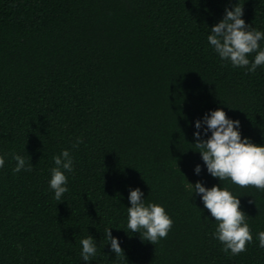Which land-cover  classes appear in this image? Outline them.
I'll return each mask as SVG.
<instances>
[{"label":"trees","instance_id":"obj_1","mask_svg":"<svg viewBox=\"0 0 264 264\" xmlns=\"http://www.w3.org/2000/svg\"><path fill=\"white\" fill-rule=\"evenodd\" d=\"M237 3L264 33V0H0V264H264V191L212 177L193 144L195 121L219 108L264 146V66L234 68L207 40ZM62 150L73 172L57 201L49 180ZM13 153L32 171L14 173ZM185 180L240 199L246 251H221ZM137 187L173 221L155 245L127 228ZM87 235L97 254L85 262Z\"/></svg>","mask_w":264,"mask_h":264},{"label":"clouds","instance_id":"obj_2","mask_svg":"<svg viewBox=\"0 0 264 264\" xmlns=\"http://www.w3.org/2000/svg\"><path fill=\"white\" fill-rule=\"evenodd\" d=\"M224 13L223 18L211 27L208 43L222 61L230 62L234 68H246L249 73H255L259 66H264V48L259 43L264 40V33L250 28L241 18L242 5L237 3L231 10L225 8ZM253 53L254 59L250 61L248 57ZM194 127L193 144L198 149L195 152H199L212 177L219 181L230 180L241 188L255 187L264 191V146H258L246 137L242 139L239 120L229 119L223 110L217 108L205 114L202 120H196ZM209 132L211 135L207 139L201 138L202 134L207 135ZM81 142L77 137L73 147ZM12 159L15 161L14 173L32 171L29 156L25 158L13 153ZM53 162L55 167L50 170L49 187L54 192V199L61 201L63 194L69 191L65 172H73V159L68 150H62L59 155L53 156ZM4 164L5 158L0 156V167ZM200 172L201 167L197 164L194 173L199 175ZM186 185L191 197L193 193L198 195L204 208L217 222L212 236L222 244L221 251L232 256L246 251L253 236L247 223L248 216L241 210L240 199L219 185L206 188L200 181L195 184L186 181ZM143 195L138 187L129 190L131 206L127 208V228L132 233H139L140 237L142 234L143 241L155 245L167 237L173 221L164 207L153 203L145 205ZM110 229H105V238L110 243L111 251L116 257H124L119 241L111 235ZM257 238L259 247L264 248V231L259 232ZM80 244L83 261L87 262L96 256L97 245L92 236L87 235Z\"/></svg>","mask_w":264,"mask_h":264}]
</instances>
